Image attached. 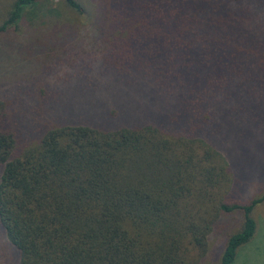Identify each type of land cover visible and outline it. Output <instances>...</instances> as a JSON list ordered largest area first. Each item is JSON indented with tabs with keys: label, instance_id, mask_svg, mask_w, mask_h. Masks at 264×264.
Returning <instances> with one entry per match:
<instances>
[{
	"label": "trees",
	"instance_id": "16d2710c",
	"mask_svg": "<svg viewBox=\"0 0 264 264\" xmlns=\"http://www.w3.org/2000/svg\"><path fill=\"white\" fill-rule=\"evenodd\" d=\"M90 1L93 51L68 56L94 74L92 112L59 115L26 138L0 100V225L18 264H197L221 217L237 214L217 263L234 264L256 234L264 192L235 197L225 154L235 141L221 138L233 135L215 120L222 102L252 85L210 71L221 63L214 45L229 38L227 16L246 13L260 44L264 1L253 0L257 11L232 8L243 0ZM39 3L10 1L0 34L17 31ZM60 4L64 14H87L77 0ZM72 30L60 27V37Z\"/></svg>",
	"mask_w": 264,
	"mask_h": 264
},
{
	"label": "rangeland",
	"instance_id": "374dc122",
	"mask_svg": "<svg viewBox=\"0 0 264 264\" xmlns=\"http://www.w3.org/2000/svg\"><path fill=\"white\" fill-rule=\"evenodd\" d=\"M10 1L12 0H0V20ZM77 1L85 4L84 8L87 9L86 16L81 19L74 13L64 14L60 6L61 0H40L34 11L28 10L25 13L17 31L8 30L0 34V100L6 103L9 113L14 114L11 122L18 130L21 127L20 131L26 138L38 136L41 128L59 115L73 120L77 108L79 112H86L88 109L92 112V90L88 87L94 88V74L86 73L85 70L88 72V69H82L78 59L68 56V53L79 55L80 52L93 51L94 42L86 36V31L90 29L89 14L93 11L92 4L90 0ZM250 2L251 0L235 1L232 8L257 11L258 4L252 0L253 5L250 7ZM54 9L60 10V13ZM229 11L233 12L231 9ZM261 12H264V8ZM243 14L240 18H233L232 15V18L227 16L223 19V27L227 29L229 38L224 39L222 36L218 45H214L217 48L215 52L221 53V63L220 67L210 72L236 74L240 87H256L240 89L241 97H231L227 100L228 104L222 102L215 120L221 122L233 135L231 137L223 130L222 139H230L233 144L235 141L232 153L231 150L228 154L224 153L233 173L235 197L247 200L264 192V100L260 104L256 98V94L264 97V35L257 37L256 41L260 43L258 46L254 41L251 42L255 21L248 22L246 13ZM261 14L258 22H261L264 31V13ZM64 26L74 29L69 32L70 35L63 33L70 39H65L63 34L60 37V27ZM72 32L76 36H72ZM63 41L68 42V46L63 47ZM257 51L259 63L252 59L255 57L253 53ZM244 58H247V63L240 62ZM252 69H257L254 75L263 77L261 81L260 78L255 82ZM82 71L86 74L74 77V74ZM139 87L140 84H137L131 89L137 96L145 91L142 88L136 93ZM127 105L131 106L129 101ZM168 108L170 106L164 110ZM85 118L92 119L94 116ZM216 143L223 154L221 145ZM1 172L0 167V174ZM254 216L258 225L256 234L239 250L234 264H264V203L256 208ZM239 220L237 214L221 217L209 237V252L197 264L218 263L224 239L231 230L236 229ZM17 255L18 252L8 242L0 225V264H18Z\"/></svg>",
	"mask_w": 264,
	"mask_h": 264
}]
</instances>
